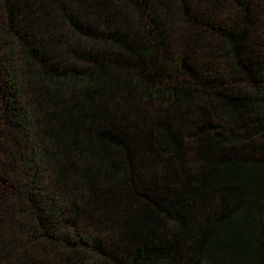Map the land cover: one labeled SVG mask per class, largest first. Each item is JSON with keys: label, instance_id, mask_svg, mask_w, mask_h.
I'll return each instance as SVG.
<instances>
[{"label": "trees", "instance_id": "16d2710c", "mask_svg": "<svg viewBox=\"0 0 264 264\" xmlns=\"http://www.w3.org/2000/svg\"><path fill=\"white\" fill-rule=\"evenodd\" d=\"M84 1L0 0V264H264V0Z\"/></svg>", "mask_w": 264, "mask_h": 264}, {"label": "rangeland", "instance_id": "374dc122", "mask_svg": "<svg viewBox=\"0 0 264 264\" xmlns=\"http://www.w3.org/2000/svg\"><path fill=\"white\" fill-rule=\"evenodd\" d=\"M89 1V0H88ZM75 2L76 3H78V2H81L83 5H88L87 3H86V1H84V0H75ZM98 2H104L105 3V5H104V8L105 7H107V6H109V5H114L115 4V2H111V3H109V4H107L106 2H105V0H97V1H93V3H92V5L94 6L96 3H98ZM116 9H119V8H116ZM123 10V11H122ZM117 11V14L115 15V19L116 20H119V22H124V20L127 18V16L128 15H126V13H125V9L123 8V9H120V10H116ZM128 19V18H127Z\"/></svg>", "mask_w": 264, "mask_h": 264}]
</instances>
